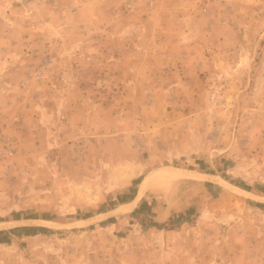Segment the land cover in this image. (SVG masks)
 Listing matches in <instances>:
<instances>
[{
	"label": "rangeland",
	"instance_id": "374dc122",
	"mask_svg": "<svg viewBox=\"0 0 264 264\" xmlns=\"http://www.w3.org/2000/svg\"><path fill=\"white\" fill-rule=\"evenodd\" d=\"M13 1L0 15L38 27L60 64L46 50L33 79L0 91L15 148L0 163V264L264 252V0Z\"/></svg>",
	"mask_w": 264,
	"mask_h": 264
},
{
	"label": "crops",
	"instance_id": "0c3cea01",
	"mask_svg": "<svg viewBox=\"0 0 264 264\" xmlns=\"http://www.w3.org/2000/svg\"><path fill=\"white\" fill-rule=\"evenodd\" d=\"M11 1L14 2L13 0ZM15 8L18 9L20 6H15ZM23 9L27 11V7H23ZM17 24V20H14L11 15H0V91L8 95L10 93H16V88L18 89V84L17 86L15 85L16 80H25L26 78L29 80L32 78V74L27 76L25 70L27 67H35L39 65L40 62L43 63L41 61L43 49L49 51L52 58L51 63H53L54 66L60 64V58H58L55 51H52L50 48L51 44L44 43V40L33 39L39 30L38 27H20V25ZM36 38H38V36H36ZM202 65L203 64H201V66ZM14 71H16L17 74L15 77L12 75ZM183 72L189 75L191 69L186 67ZM199 72H201V69ZM8 80L11 81L9 82ZM186 118L187 120L191 119L190 116ZM189 126L188 124L187 127ZM140 187L141 185L138 187L137 192H139ZM136 196L135 198H137ZM245 257H247V260H245L246 262L243 264H264V252L260 250L254 249L253 251H249Z\"/></svg>",
	"mask_w": 264,
	"mask_h": 264
},
{
	"label": "built area",
	"instance_id": "2783aa9c",
	"mask_svg": "<svg viewBox=\"0 0 264 264\" xmlns=\"http://www.w3.org/2000/svg\"><path fill=\"white\" fill-rule=\"evenodd\" d=\"M46 50H42L44 56V62H50L48 55L46 54ZM37 76V75H36ZM21 84H25V81L22 80ZM3 127L0 124V163L7 161L10 159L15 152V148L13 146L14 142L10 135H6L3 131Z\"/></svg>",
	"mask_w": 264,
	"mask_h": 264
},
{
	"label": "bare ground",
	"instance_id": "6f19581e",
	"mask_svg": "<svg viewBox=\"0 0 264 264\" xmlns=\"http://www.w3.org/2000/svg\"><path fill=\"white\" fill-rule=\"evenodd\" d=\"M188 176L187 174H184L182 171L177 172H167L166 170L160 171L158 173H154V175L150 176L147 178L144 182V189H148L151 187H155L156 185L164 184L169 181H173L175 178H181V177H186ZM143 189V190H144Z\"/></svg>",
	"mask_w": 264,
	"mask_h": 264
},
{
	"label": "water",
	"instance_id": "95a60500",
	"mask_svg": "<svg viewBox=\"0 0 264 264\" xmlns=\"http://www.w3.org/2000/svg\"><path fill=\"white\" fill-rule=\"evenodd\" d=\"M24 2L26 1V0H23Z\"/></svg>",
	"mask_w": 264,
	"mask_h": 264
}]
</instances>
